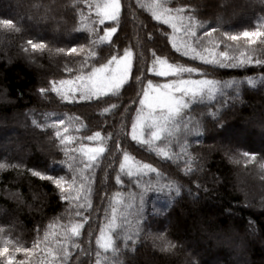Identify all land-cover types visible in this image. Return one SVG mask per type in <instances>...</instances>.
Returning a JSON list of instances; mask_svg holds the SVG:
<instances>
[{
	"label": "trees",
	"instance_id": "1",
	"mask_svg": "<svg viewBox=\"0 0 264 264\" xmlns=\"http://www.w3.org/2000/svg\"><path fill=\"white\" fill-rule=\"evenodd\" d=\"M219 1L228 4L230 10L233 7L230 12H236L240 20L231 19L229 9L219 13ZM166 2L170 8L187 4L193 10L201 46L211 48L209 42H215L216 51L220 52L227 44L231 45L227 49L229 55L239 56L243 52L253 61L264 60V37L248 44L243 37L239 41H226L223 36L226 31L235 34L257 27L264 31V0ZM148 3L150 0H121L120 24L111 41L117 52L125 47L133 51L132 87L126 85L119 97L105 98L104 102L68 103L51 92L49 81L75 75L91 49L97 55L89 58V64L100 60L109 43L91 41L96 40L97 33L102 35L103 28L111 22L103 27L91 23L96 30L91 33L88 27H81L82 22L95 20V13H89L82 0H0V20L11 19L19 29L0 26V94L5 101L0 103V117H11L25 127L18 131L21 150L0 148V163L9 165L0 169V229H3L0 235L19 241L25 248H33V242L39 238L30 254L23 251L16 254L17 261L52 264L59 247L57 241L63 239L59 233L80 221L83 227L80 235L68 243L70 255L66 264H97V260L100 264H188L191 255H195V264H234L227 248L216 247V240L211 237L225 230L235 232L245 244L243 253L238 254L243 264H264V206L258 208L257 194L252 188L255 182L264 185V140L256 139L253 128L245 130L250 137H242V143L235 137L244 119H252L256 113L264 116V64L253 62L239 68H220L183 56L172 49L165 35L171 29L153 20L147 7L141 6ZM81 12L87 21L81 20ZM242 16L245 21H241ZM29 40L34 44L43 42V48L33 50L27 43ZM79 45L84 46L83 52L79 48L77 53L67 51ZM61 48L65 51H56ZM153 53L169 63L197 68L209 79L236 83L222 88L223 94L218 93L215 101L192 105L187 129L181 124L180 132L169 141H158L155 147H149L130 138L137 107L132 102L136 99L135 77L139 75L142 82L151 79L154 83L173 79L148 73ZM65 67L72 71L65 72ZM192 78L200 76L194 73ZM41 88L46 90L43 94L39 92ZM109 103L117 107L105 113L103 109ZM57 119H65V124L54 125ZM65 127L66 134L76 139L61 145L55 132ZM4 131L0 129V140ZM96 131L101 132L105 152L90 173L84 172L89 178L86 189L90 182L88 199L79 203L62 201L60 191L32 171L61 175L69 183L76 176L79 182L82 158L78 153L66 155L63 149L78 147L79 143L95 145L96 141L85 137ZM226 135L231 139L228 142ZM155 148L168 151L170 158L158 154ZM125 152L134 164H149L155 171L132 178L120 173L119 164ZM244 152L256 155L247 158ZM71 156L75 159H69ZM117 174L120 184L116 183ZM237 174L244 176L242 188L236 182ZM116 193L121 194L120 212L125 215L118 213L120 227L113 233L116 251L105 252L97 247L96 237L101 225L107 223ZM250 201L253 206H249ZM77 211L82 215H76ZM172 219V225L167 227L165 221ZM248 224L256 233L254 237ZM165 242H170V249L164 247ZM49 249L53 250L52 255Z\"/></svg>",
	"mask_w": 264,
	"mask_h": 264
},
{
	"label": "snow or ice",
	"instance_id": "2",
	"mask_svg": "<svg viewBox=\"0 0 264 264\" xmlns=\"http://www.w3.org/2000/svg\"><path fill=\"white\" fill-rule=\"evenodd\" d=\"M87 6L88 12L95 13V20L90 23H81V27H88V31L95 32L91 27V23H99L104 25L105 22H111L110 25L103 28V34H96V40L91 43L108 42L109 47L105 50L104 55L100 60L89 64V58L97 55L94 49L86 53L85 58L81 61L77 73L71 78L60 79L58 81H49L50 90L55 93L62 101L68 103L73 102H104L105 98L111 100L113 97H119L121 89H125L127 85L132 87L130 77L132 75L134 54L131 48L125 47L122 51L117 52L111 44L113 34L118 30L121 19V0H82ZM147 7L151 12L152 19L162 25H166L171 29V33H166L172 49L181 53L185 57H190L193 60H198L206 65H212L220 68L227 67H243L245 64H264V60L253 61L251 56H246L243 52L239 56L229 55L227 45L224 51L217 52L218 44L209 42L212 47L201 46V40L196 34V20L193 10L185 4L183 7L170 8L167 6L166 0H150ZM187 11L188 15H185ZM82 21H87L88 18L83 12L80 13ZM0 26L9 30L19 31L15 27L13 20H0ZM216 31V29H212ZM182 33V35H178ZM205 35H209L206 33ZM223 36L226 41H239L241 37L246 38V43L252 44L257 38L264 37V31L259 27L255 30H244L235 34L231 32H224ZM31 45L33 50L42 49L43 42L34 44L31 40L27 42ZM264 43V41H262ZM78 48L81 52L84 51V46H73L68 49V52L77 53ZM27 49H25L26 51ZM58 52H64V49H57ZM142 59V57H140ZM87 69V71H85ZM65 72H71L72 69L65 67ZM148 73L159 77L172 76L173 79L167 80L164 83H154L153 80L148 79L142 82L139 75L135 77L136 99L132 101L137 105L135 115L131 123L130 138L138 144H147L149 147H155V142L169 141L174 134L180 132L181 124L183 128L187 129L186 122L188 110L194 104H202L207 101H215L217 94L222 93V88L231 87L236 81L222 82L215 79L207 78L206 73H202L199 69L185 66L179 63H169L164 57L157 56L153 53V59L150 66L147 68ZM198 74L200 78H192V74ZM248 83L252 84V79H248ZM142 85V86H141ZM46 90L41 88L39 92L43 94ZM116 104L109 103L108 107L104 108L105 113L111 109L116 108ZM35 123V121H34ZM54 125H64L65 119H57L53 122ZM65 134L62 135L61 132ZM67 127L58 129L55 132L61 145H67L75 140V137L68 136ZM199 135V131H197ZM88 141H96L95 145L79 143L78 147L68 148L64 147V152L78 153L83 161V167L80 169L79 182L77 177L73 176L71 182L65 180L61 175H42L38 171H32L33 175L39 176L41 179L49 180L61 193L60 199L62 201L77 202L87 200V192H90V182L86 189L85 182L88 177L84 175L85 171L91 172L98 158L105 152L104 140L101 137V132L96 131L92 135L85 137ZM187 143V141H185ZM118 147V146H117ZM158 154L166 158L169 157V152L163 148H155ZM256 153L244 152L243 156L247 158H254ZM75 159V156L69 157ZM9 165L0 163V169L6 168ZM71 167V165H69ZM120 173H124L129 178L142 176L146 171H155L149 164H134L133 158L127 152L124 153L123 159L119 164ZM75 171V169H73ZM116 183H122L120 175L116 176ZM67 184V188H65ZM85 193V195H81ZM176 194H179V189H176ZM121 194L116 193L112 197L111 214L106 217L107 223L102 224L99 235L96 237V245L105 252H115L113 233L120 225L117 223L118 213L122 204ZM143 205V196H141V206ZM130 206V205H128ZM125 206V207H128ZM79 207H83L79 204ZM76 215H82L79 211ZM86 220L87 217H84ZM51 227V226H50ZM83 223L80 221L71 223L70 226L65 227L59 235L63 237L58 240L59 247L55 250L52 264H66L67 258L70 255L68 252V243L72 237L80 235V229ZM3 233V229H0ZM48 233L45 234L47 238ZM163 240V237H159ZM39 238L33 242V248H25L19 241H13L7 236L0 235V264H25L24 260L17 261L16 254L23 251L26 255L30 254L38 245ZM73 247H76L73 244ZM165 248L170 249V242H165ZM49 254H53V250L49 249ZM100 253L97 252L99 257ZM97 264L100 261L97 260Z\"/></svg>",
	"mask_w": 264,
	"mask_h": 264
},
{
	"label": "rangeland",
	"instance_id": "3",
	"mask_svg": "<svg viewBox=\"0 0 264 264\" xmlns=\"http://www.w3.org/2000/svg\"><path fill=\"white\" fill-rule=\"evenodd\" d=\"M245 1L250 2L252 0H245ZM219 4H220L219 13H221V14L224 12H227L226 10H228L230 8L228 4H226V3L223 4L221 1H219ZM232 9L234 10L233 7H231V10ZM231 10L229 9V12H228V14L231 13L229 17L231 19H235V21L238 22L241 17L237 16L238 14H235L236 12H230ZM11 14H13V12H11ZM243 17L244 16H242L241 21H245V18H243ZM107 23H109V22L106 21L104 25H101V24H98V25L103 27ZM28 59H29V62L31 64H34L33 63L34 61L31 60V58L28 57ZM169 77H172V76H169ZM2 99H4V96H2V94H0V103L5 102ZM260 114H261V112H260ZM21 122H22V119H21ZM21 126H22V124L20 125V123H16L13 120H11V117H9V118L0 117V129L5 130L4 131V138L2 140H0V148H6L7 149V148H13L14 147L17 150H21L20 148L22 147V145L20 146V144H22V143L20 142V140H18V134H19L18 131L24 130V128H25V127H21ZM247 128L255 129V130H253V133L256 132V133H254V136H255V134H257V136H256L257 140H264V116L261 117L258 115V113H256V114H254V117L252 119H249L246 121L244 119V123L241 126V130L239 132L236 131L237 132L235 134L236 140H238L239 142L242 143L243 142L242 137L249 136V134H247V132L244 133ZM228 137H230V136H227V135L225 136L227 142L231 140ZM26 151H29V150L26 149ZM236 182L242 188V186H244L243 185L244 176L237 174ZM253 186L254 187H252V188H254V190H255L253 192L255 195L257 194L256 205L258 206V208H260L261 206H264V185H263V187H261L262 185L260 183L255 182V185L253 183ZM240 192L242 193V195H246L245 191L240 190ZM9 197H10V195H9ZM251 205L253 206V204L250 201L249 206H251ZM172 223H173V219L165 221V224L167 227L171 226ZM248 231L252 237H254L256 235V233L253 231V228L250 227L249 224H248ZM215 232H217V231H215ZM211 237H214L212 239L216 240V243H217L216 247L219 248L222 246V247L227 248V250L232 255V257H231L232 263H234V264H243L244 263L241 260H239L238 254L243 253L242 249H244L245 244L242 242V240L238 239L235 232H233L232 230H225V231L220 232V233H215V235H213ZM215 237H217V238H215ZM239 241H241V243ZM194 259H195V255H193V256L191 255L189 258L188 264H195L196 262Z\"/></svg>",
	"mask_w": 264,
	"mask_h": 264
}]
</instances>
